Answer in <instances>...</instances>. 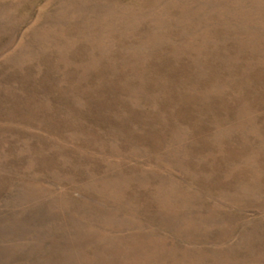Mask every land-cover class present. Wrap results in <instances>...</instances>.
Wrapping results in <instances>:
<instances>
[{
    "label": "rangeland",
    "instance_id": "374dc122",
    "mask_svg": "<svg viewBox=\"0 0 264 264\" xmlns=\"http://www.w3.org/2000/svg\"><path fill=\"white\" fill-rule=\"evenodd\" d=\"M0 264H264V0H0Z\"/></svg>",
    "mask_w": 264,
    "mask_h": 264
}]
</instances>
